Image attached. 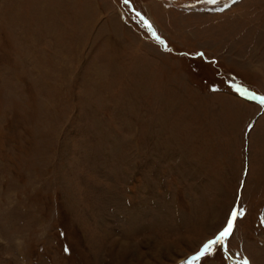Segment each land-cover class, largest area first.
Segmentation results:
<instances>
[{"label":"rangeland","instance_id":"rangeland-1","mask_svg":"<svg viewBox=\"0 0 264 264\" xmlns=\"http://www.w3.org/2000/svg\"><path fill=\"white\" fill-rule=\"evenodd\" d=\"M261 97L264 0H0V264H264Z\"/></svg>","mask_w":264,"mask_h":264},{"label":"snow or ice","instance_id":"snow-or-ice-1","mask_svg":"<svg viewBox=\"0 0 264 264\" xmlns=\"http://www.w3.org/2000/svg\"><path fill=\"white\" fill-rule=\"evenodd\" d=\"M127 2V0H125ZM208 3L217 4L220 2V0H206ZM236 0H232V3H235ZM151 27V25H148ZM242 94H246L244 90H241ZM261 102L264 103V97H261ZM240 215V212L236 209H233L231 212L230 219L226 222V227L223 228L222 231L219 232V234L211 240H208L207 243L203 245V248L201 251L196 255L192 257V261H200L202 258L212 255L214 251L216 250V246H225V241L228 237H230L233 234L234 225L237 220V217ZM191 264V262H189ZM244 264H250V261L247 259L244 260Z\"/></svg>","mask_w":264,"mask_h":264}]
</instances>
